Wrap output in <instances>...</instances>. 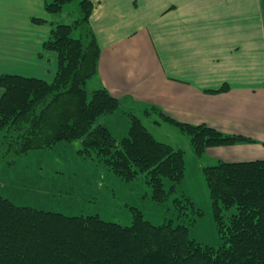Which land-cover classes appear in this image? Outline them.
Masks as SVG:
<instances>
[{
	"label": "trees",
	"instance_id": "obj_1",
	"mask_svg": "<svg viewBox=\"0 0 264 264\" xmlns=\"http://www.w3.org/2000/svg\"><path fill=\"white\" fill-rule=\"evenodd\" d=\"M74 3L79 6L78 18L73 23L51 22V36L44 43L45 50L57 53L54 80L0 75V162L11 163L34 149L56 148L62 141H80L79 154L97 159L124 181L144 175L153 199L163 203L186 177V152L159 140L141 116L127 112L123 101L105 86L88 90L102 53L91 26L94 0H45V7L56 14ZM75 29L81 31L79 37H73ZM228 89L224 85L209 91ZM118 110L127 112L130 120L121 139L110 125L97 124L103 115ZM152 113L185 131L199 157L211 146L256 141L208 123L182 122L155 105L143 111L145 116ZM203 175L213 200L219 245L191 236L190 226L203 210L185 196L175 201L180 215L193 210L188 223H152L144 212L132 208V223L123 225L96 213L67 215L19 205L0 194V264H264V160L220 159L203 167Z\"/></svg>",
	"mask_w": 264,
	"mask_h": 264
},
{
	"label": "crops",
	"instance_id": "obj_2",
	"mask_svg": "<svg viewBox=\"0 0 264 264\" xmlns=\"http://www.w3.org/2000/svg\"><path fill=\"white\" fill-rule=\"evenodd\" d=\"M94 2L102 53L88 90L105 86L136 114L155 105L182 122L256 139L208 147L206 166L264 160L263 0ZM51 22L45 0H0V75L54 79L57 53L44 49Z\"/></svg>",
	"mask_w": 264,
	"mask_h": 264
},
{
	"label": "rangeland",
	"instance_id": "obj_3",
	"mask_svg": "<svg viewBox=\"0 0 264 264\" xmlns=\"http://www.w3.org/2000/svg\"><path fill=\"white\" fill-rule=\"evenodd\" d=\"M65 6L63 12L51 14L56 23H73L78 18L80 11L76 3ZM80 32L75 29L73 37H79ZM125 108L127 112H132ZM127 112L118 110L114 114L103 115L97 124L104 120L118 139H121L128 132L130 120ZM138 114L159 140L186 152V177L163 203L153 199V188L144 175L141 174L132 181H124L97 159L79 154L78 150L82 146L79 145L80 141H62L57 144V149H34L17 156L11 163L0 162V194L19 205L61 211L67 215L96 213L105 220L123 225L132 223V208L144 212L145 217L152 223H188L193 210L189 209L188 216L180 215L181 211L177 208L180 204L175 201L176 197L185 196L195 202L196 209L203 210V214L198 215L195 223L190 226L191 236L200 243L219 245L221 240L214 219L213 200L203 175L202 166L208 163L204 162V158L196 156L190 137L185 131L173 123L163 121L157 113L145 116L143 110H139ZM166 182L167 186L171 184L169 180Z\"/></svg>",
	"mask_w": 264,
	"mask_h": 264
}]
</instances>
